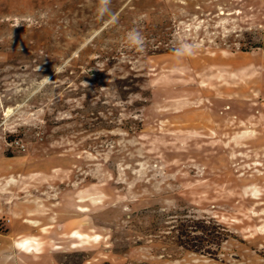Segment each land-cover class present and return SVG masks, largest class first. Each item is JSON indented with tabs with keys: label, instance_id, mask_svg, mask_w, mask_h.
<instances>
[{
	"label": "rangeland",
	"instance_id": "1",
	"mask_svg": "<svg viewBox=\"0 0 264 264\" xmlns=\"http://www.w3.org/2000/svg\"><path fill=\"white\" fill-rule=\"evenodd\" d=\"M0 184V264H264V0H0Z\"/></svg>",
	"mask_w": 264,
	"mask_h": 264
},
{
	"label": "trees",
	"instance_id": "2",
	"mask_svg": "<svg viewBox=\"0 0 264 264\" xmlns=\"http://www.w3.org/2000/svg\"><path fill=\"white\" fill-rule=\"evenodd\" d=\"M229 233L218 222L204 218H186L179 225L180 246L207 255H214L212 245L219 249Z\"/></svg>",
	"mask_w": 264,
	"mask_h": 264
},
{
	"label": "crops",
	"instance_id": "3",
	"mask_svg": "<svg viewBox=\"0 0 264 264\" xmlns=\"http://www.w3.org/2000/svg\"><path fill=\"white\" fill-rule=\"evenodd\" d=\"M12 184H0V199L4 198V201L6 198L9 197L8 190L10 189V186ZM7 202V201H6ZM4 211L3 208L0 206V220L4 218ZM22 221L24 222V225L29 227L31 226V229H25L23 231H10L7 233V236H5L7 239H5L6 242V248L0 247V253H9L13 251L17 254H24L25 256H33V260H36L37 255H41L42 251V244H43V234L46 232L43 231L44 229L39 228L36 229V223L37 221H41L39 218H28L27 216L22 217ZM34 224V225H31ZM72 234V235H71ZM70 235L73 237V233ZM81 234V235H80ZM1 235V233H0ZM3 235V234H2ZM82 236L81 238L84 239L85 234L78 232L77 236ZM79 236V237H80ZM2 238V237H1ZM76 238V237H75ZM12 249H8V248ZM24 259L22 258V261ZM16 262L19 264L21 260L17 259ZM9 264V263H8Z\"/></svg>",
	"mask_w": 264,
	"mask_h": 264
}]
</instances>
